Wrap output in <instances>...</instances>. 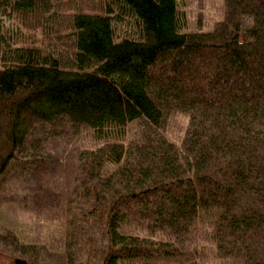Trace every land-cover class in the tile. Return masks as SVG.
<instances>
[{"label":"trees","instance_id":"16d2710c","mask_svg":"<svg viewBox=\"0 0 264 264\" xmlns=\"http://www.w3.org/2000/svg\"><path fill=\"white\" fill-rule=\"evenodd\" d=\"M224 1L187 33L180 0H0V180L36 131L100 145L77 157L67 264H189L208 214L202 254L264 264V0Z\"/></svg>","mask_w":264,"mask_h":264},{"label":"rangeland","instance_id":"374dc122","mask_svg":"<svg viewBox=\"0 0 264 264\" xmlns=\"http://www.w3.org/2000/svg\"><path fill=\"white\" fill-rule=\"evenodd\" d=\"M179 9L186 17L187 33L212 32L226 15L224 0H180ZM187 121L182 113L172 112L161 131L163 136L179 144ZM134 132L132 124L127 143ZM31 140L23 162L13 163L9 174L0 180V264H67L64 233L68 207L74 191L88 186L77 157L100 145L87 128L74 131L63 127L56 136L46 138L36 131ZM210 215L198 221L186 242L195 252V260L189 264H236L211 251L200 252L209 240ZM11 247L17 252H10ZM28 248H35V255L27 254Z\"/></svg>","mask_w":264,"mask_h":264}]
</instances>
